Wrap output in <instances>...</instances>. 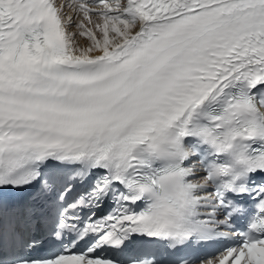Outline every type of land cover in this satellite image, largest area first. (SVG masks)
I'll use <instances>...</instances> for the list:
<instances>
[{
  "label": "snow or ice",
  "instance_id": "6c2138e0",
  "mask_svg": "<svg viewBox=\"0 0 264 264\" xmlns=\"http://www.w3.org/2000/svg\"><path fill=\"white\" fill-rule=\"evenodd\" d=\"M0 264H264V0H0Z\"/></svg>",
  "mask_w": 264,
  "mask_h": 264
},
{
  "label": "bare ground",
  "instance_id": "6f19581e",
  "mask_svg": "<svg viewBox=\"0 0 264 264\" xmlns=\"http://www.w3.org/2000/svg\"><path fill=\"white\" fill-rule=\"evenodd\" d=\"M81 42H86V41L82 40Z\"/></svg>",
  "mask_w": 264,
  "mask_h": 264
}]
</instances>
